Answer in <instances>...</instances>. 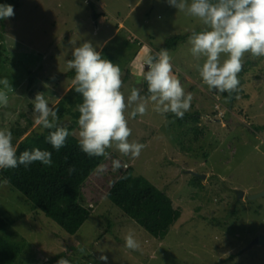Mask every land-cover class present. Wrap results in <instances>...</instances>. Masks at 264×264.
<instances>
[{
  "label": "rangeland",
  "instance_id": "1",
  "mask_svg": "<svg viewBox=\"0 0 264 264\" xmlns=\"http://www.w3.org/2000/svg\"><path fill=\"white\" fill-rule=\"evenodd\" d=\"M11 5L15 15L0 20V79L7 78L14 91L9 93L8 106H0V129L16 131L19 121L24 128L20 116L34 120L25 131L13 134L14 146L31 132L46 130L35 124L33 99L38 92L52 108L71 92L74 77L68 76L67 61L81 43L90 41L97 51L107 46L120 53V60L130 56L121 65L122 80L126 69L130 71L122 91L127 97L136 87L141 96L148 97L143 79L147 66L140 62L151 51L158 52L167 38L205 28L168 0H17ZM190 48L187 39L169 52L175 75L185 91L193 94L188 112L199 111V122L188 120L181 127L170 113L155 111L150 100L145 101L146 113L133 118L135 104L129 106V142L145 148L138 158L120 153L114 145L106 149L104 161L83 187V202L93 205L92 214L75 234L33 209L8 182L0 184V218L8 222L3 235L21 246L13 264L61 257L71 264H264V196L247 198L264 190V57L245 54L244 91L227 103L221 93L203 83L197 66L204 58L193 56ZM137 50L141 53L134 56ZM194 125L202 128L198 136L188 129ZM78 133L79 126L73 131L77 137ZM114 161L119 167H114ZM129 166L165 190L182 209L163 240L107 196ZM189 170L205 177L197 180ZM237 190L244 196L238 197ZM129 232L140 250L125 246ZM233 253L238 255L229 259Z\"/></svg>",
  "mask_w": 264,
  "mask_h": 264
},
{
  "label": "clouds",
  "instance_id": "2",
  "mask_svg": "<svg viewBox=\"0 0 264 264\" xmlns=\"http://www.w3.org/2000/svg\"><path fill=\"white\" fill-rule=\"evenodd\" d=\"M168 3L178 12L199 19L205 25L203 30L193 31L188 38L191 54L204 58L203 64L197 66L198 74L210 90L221 94L227 92L231 98L232 93L241 90L238 74L243 69L245 54L250 53L254 58L264 57V0H168ZM14 15L11 4H0V20ZM222 54L226 58L221 59ZM172 59L166 48L149 56L147 70L143 74L148 97L141 96L136 87L126 97L122 91L124 82L118 64L103 58L90 41L73 49L67 67L75 71V91L82 95V103L77 105V122L78 144L84 153L90 157L102 156L106 149L114 145L120 153L138 158L145 145L129 142L132 129L128 126L126 110L133 104V118L146 113V100H150L155 105V111L161 114L171 113L180 119L184 117L191 108L193 94L185 91L175 75ZM0 85V106L7 107L9 93L14 88L7 78L0 79ZM33 104L37 114L35 124L52 130L46 140L59 151L70 135L68 129L58 123L57 110L49 106L43 93L35 95ZM12 141V131L0 129V170L15 169L20 165L28 167L34 162L52 165L51 151L36 147L17 156ZM114 167H119L118 161H114ZM72 171L74 168H69V172ZM124 239L127 248L140 250V243L132 232ZM79 250L84 252L83 248ZM100 259L107 261L108 258L101 255ZM56 264L71 262L61 257Z\"/></svg>",
  "mask_w": 264,
  "mask_h": 264
},
{
  "label": "trees",
  "instance_id": "3",
  "mask_svg": "<svg viewBox=\"0 0 264 264\" xmlns=\"http://www.w3.org/2000/svg\"><path fill=\"white\" fill-rule=\"evenodd\" d=\"M16 1L17 0H0V4H13ZM95 14H97L96 11ZM191 33L192 32H188L186 34L167 38L157 51L159 52L162 48L168 50L175 49L178 44L185 42ZM142 46L143 45L140 43L139 49ZM0 49H2L1 45ZM138 50L135 52L134 56L141 53L138 52ZM100 52L103 58L118 64L120 68L121 65L123 66L124 62L127 63L131 60L130 56L125 60H120L118 57L120 53L117 52L115 54L110 51L107 46ZM156 53L155 51H151L149 56H154ZM2 56L3 53L0 51V63L2 61ZM143 63H146V61H141L140 65H144ZM248 63H250L249 60H247L246 64ZM244 67L238 74L241 90L232 93L231 98H229V93H223L222 100L224 102L229 103L235 101L237 96L239 97L243 93V85L245 83L244 74L248 71V67ZM143 70L146 72L147 69ZM128 73H130L129 68L126 69L123 78L124 81L127 80ZM68 76L74 77L75 71L71 69L68 72ZM75 87L76 85L71 88L70 93L64 95L53 107L57 110L59 117L58 123L66 127L70 133L64 147L59 151L52 148L46 140L49 132L52 131L49 129L42 132H31L23 139L17 141L15 145L17 156L25 150L36 147H39L41 150L51 151L52 165L46 166L40 162H34L28 167L20 165L15 169L0 170V184H2L4 180H7L12 188L21 192L26 197L27 201L31 202L33 209L43 211L46 216L56 221L70 234H75L92 214L93 205L83 202V187L86 185L92 173L101 165L106 157V155L88 156L80 149L78 137L73 134V131L78 126L77 121L79 112L77 110V105L82 103V95L75 91ZM200 115L201 113L196 110L192 113L186 112L184 117L180 119L170 113V116L176 118L181 127L185 126L188 120L197 124L200 120ZM66 117H68V120L65 119ZM19 118L24 120L26 125L21 129V122L19 121L16 131L9 129L13 134L16 132L19 134L22 130L25 131L34 121L33 117L27 115L20 116ZM188 129L196 136L202 133V128L196 125L190 126ZM12 142L14 143V140ZM180 144L182 147L184 146L182 142H180ZM69 168H74V171L69 172ZM194 177L197 180L201 178V176L196 174ZM199 184L202 185L201 182H199ZM107 196L112 203L121 208L127 216L134 219L140 226L159 240L165 238L171 227L182 215V209L174 205L171 196L165 190L157 187L144 175L135 174L131 166L121 171L118 178L107 191ZM7 226L8 222L6 219L0 218V264H13L18 260V255L21 252V246L17 241L5 239L3 231ZM107 232H109V230H107ZM101 237L102 234H99V238ZM236 254L238 255V253ZM63 255L64 254H61L60 256ZM237 255L233 253L230 255L229 259ZM57 261V259H48L41 263L29 264H56Z\"/></svg>",
  "mask_w": 264,
  "mask_h": 264
},
{
  "label": "water",
  "instance_id": "4",
  "mask_svg": "<svg viewBox=\"0 0 264 264\" xmlns=\"http://www.w3.org/2000/svg\"><path fill=\"white\" fill-rule=\"evenodd\" d=\"M189 172L192 173V174H196L192 170H190ZM196 175L201 176L200 174H196ZM202 176L205 177V175H202ZM237 195H238V197H243L244 196V192L237 190ZM259 196H264V190L259 192V193H257V194L249 195V196H247V198L248 199H254V198L259 197Z\"/></svg>",
  "mask_w": 264,
  "mask_h": 264
}]
</instances>
